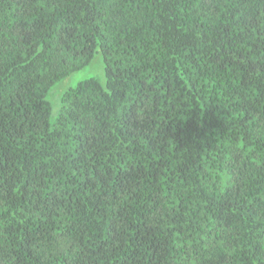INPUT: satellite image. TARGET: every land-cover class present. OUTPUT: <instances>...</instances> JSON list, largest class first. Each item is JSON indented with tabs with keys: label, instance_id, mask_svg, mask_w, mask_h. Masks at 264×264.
<instances>
[{
	"label": "trees",
	"instance_id": "1",
	"mask_svg": "<svg viewBox=\"0 0 264 264\" xmlns=\"http://www.w3.org/2000/svg\"><path fill=\"white\" fill-rule=\"evenodd\" d=\"M0 264H264V0H0Z\"/></svg>",
	"mask_w": 264,
	"mask_h": 264
},
{
	"label": "rangeland",
	"instance_id": "2",
	"mask_svg": "<svg viewBox=\"0 0 264 264\" xmlns=\"http://www.w3.org/2000/svg\"><path fill=\"white\" fill-rule=\"evenodd\" d=\"M90 77L97 78L102 84L105 82V62L101 53H96L85 66L59 79L50 87L46 99L51 105L52 117L60 110L62 94Z\"/></svg>",
	"mask_w": 264,
	"mask_h": 264
}]
</instances>
